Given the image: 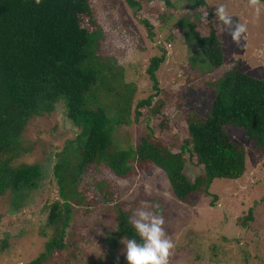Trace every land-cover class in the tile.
I'll list each match as a JSON object with an SVG mask.
<instances>
[{
    "label": "rangeland",
    "instance_id": "rangeland-1",
    "mask_svg": "<svg viewBox=\"0 0 264 264\" xmlns=\"http://www.w3.org/2000/svg\"><path fill=\"white\" fill-rule=\"evenodd\" d=\"M166 2L147 0L140 10V17L151 26L149 38L123 0H89L94 28H99L91 45L107 70L95 97L111 118L123 121L113 130L112 150L134 148L146 134L147 122L155 127L154 133L164 145L176 147L186 139L182 113L204 117L214 96L211 85L233 65L239 72L264 81L263 1L258 16L248 0H204L195 9H188L186 0ZM220 5L234 21L246 25L239 45L218 27L214 10ZM189 23L202 34L208 25L215 30L222 54L219 67H209L198 53L186 30ZM82 26L93 30L85 20ZM157 44L163 46L166 56L155 72L157 90H153L145 68L148 59L159 54ZM149 96V106L138 109L139 121L133 123L134 103ZM157 103L162 105L157 107ZM156 107L155 115L149 116L147 109ZM81 126L67 120L61 100L49 113L28 122L21 135V149L10 164L37 165L42 168L41 178L34 189L0 197V264H27L43 253L45 237L40 230L44 215L39 208L51 200H61L55 178L46 168L53 162L77 159ZM222 130L227 140L245 151L241 178L215 179L207 194L186 205L173 198L165 177L151 164L133 163L131 173L124 178L102 165L90 166L81 180L83 194L71 195L68 247L40 264H127L121 242L126 241L114 237V219L117 207H121L131 223L140 201L160 205L166 235L174 243L169 264H264V151L253 147L239 127L224 125ZM6 158L7 154H0V160ZM192 165L184 169L189 179L199 174ZM247 213L251 219L239 227L237 217Z\"/></svg>",
    "mask_w": 264,
    "mask_h": 264
},
{
    "label": "trees",
    "instance_id": "trees-1",
    "mask_svg": "<svg viewBox=\"0 0 264 264\" xmlns=\"http://www.w3.org/2000/svg\"><path fill=\"white\" fill-rule=\"evenodd\" d=\"M123 1L150 38L151 26L140 17L147 0ZM186 1L188 9L204 4V0ZM163 2L167 5L166 0ZM92 10L89 0H41L39 5L35 0H0V154H7L0 160V197L34 189L41 178L42 168L37 165L10 164L21 149V135L32 118L49 113L61 100L67 120L82 125L77 159L53 162L46 168L55 178L61 200H51L39 208L44 215L40 230L45 237L44 249L27 264H40L68 247L65 240L72 219L71 195L82 193L81 180L90 166L102 165L114 176L124 178L131 173L133 163L151 164L165 177L173 198L192 205L193 198L207 194L213 180H236L244 173L245 151L225 138L224 125L239 127L253 147L264 151V81L239 72L234 65L211 85L214 96L204 117L182 113L186 139L176 147L164 145L155 135V127L147 122V132L134 148L112 150L113 130L123 121L111 118L95 97L107 70L91 45L92 35L99 31L94 28ZM84 20L93 30L82 26ZM186 30L208 66L219 67L222 54L211 25L205 34L192 23ZM156 47L159 54L149 58L145 68L153 90H157L155 72L166 56L163 46ZM151 99L136 100L133 123L139 121L138 109L148 107ZM161 105L157 103V107ZM157 107L147 109V114L154 116ZM188 164L199 169L192 179L184 172ZM250 219L249 213L241 215L237 225L245 227ZM114 221V237L139 242L121 207H117Z\"/></svg>",
    "mask_w": 264,
    "mask_h": 264
},
{
    "label": "clouds",
    "instance_id": "clouds-1",
    "mask_svg": "<svg viewBox=\"0 0 264 264\" xmlns=\"http://www.w3.org/2000/svg\"><path fill=\"white\" fill-rule=\"evenodd\" d=\"M39 5L41 0H35ZM248 4L254 9L257 16L260 13V0H248ZM221 31L227 32L234 44L239 45L247 31L246 25L233 20L224 5L214 10ZM131 223L135 229L139 242L133 238L124 244L123 254L127 264H169V258L174 249V243L166 235L165 219L160 212V205L149 201H140L134 210ZM119 257H117V262Z\"/></svg>",
    "mask_w": 264,
    "mask_h": 264
}]
</instances>
